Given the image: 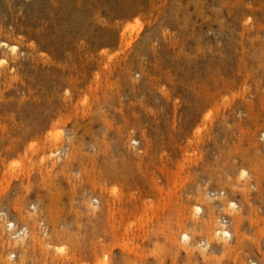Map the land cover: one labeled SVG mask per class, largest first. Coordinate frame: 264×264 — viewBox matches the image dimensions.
I'll return each mask as SVG.
<instances>
[{
    "label": "rangeland",
    "instance_id": "1",
    "mask_svg": "<svg viewBox=\"0 0 264 264\" xmlns=\"http://www.w3.org/2000/svg\"><path fill=\"white\" fill-rule=\"evenodd\" d=\"M0 44V264H264V0H0Z\"/></svg>",
    "mask_w": 264,
    "mask_h": 264
},
{
    "label": "bare ground",
    "instance_id": "2",
    "mask_svg": "<svg viewBox=\"0 0 264 264\" xmlns=\"http://www.w3.org/2000/svg\"><path fill=\"white\" fill-rule=\"evenodd\" d=\"M1 45V44H0ZM10 45V44H9ZM13 50V52H14V50H15V46L13 45V47H11V51ZM15 65V64H14ZM224 229V228H223ZM227 231V230H226ZM218 233H219V231H218ZM225 233H227V232H225ZM221 234V233H220ZM227 234H229V233H227ZM187 237V236H186ZM255 264V263H254Z\"/></svg>",
    "mask_w": 264,
    "mask_h": 264
}]
</instances>
